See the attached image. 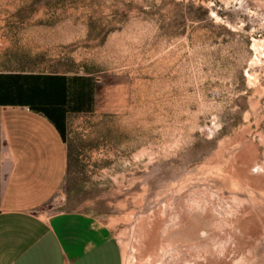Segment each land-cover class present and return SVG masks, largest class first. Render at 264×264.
Instances as JSON below:
<instances>
[{
  "label": "rangeland",
  "instance_id": "rangeland-1",
  "mask_svg": "<svg viewBox=\"0 0 264 264\" xmlns=\"http://www.w3.org/2000/svg\"><path fill=\"white\" fill-rule=\"evenodd\" d=\"M0 69L73 79L36 207L104 215L122 264H264V0H0Z\"/></svg>",
  "mask_w": 264,
  "mask_h": 264
},
{
  "label": "crops",
  "instance_id": "crops-1",
  "mask_svg": "<svg viewBox=\"0 0 264 264\" xmlns=\"http://www.w3.org/2000/svg\"><path fill=\"white\" fill-rule=\"evenodd\" d=\"M72 77L0 69V264H122L107 218L42 210L67 166L63 106Z\"/></svg>",
  "mask_w": 264,
  "mask_h": 264
}]
</instances>
